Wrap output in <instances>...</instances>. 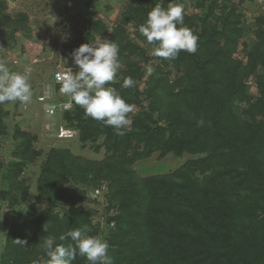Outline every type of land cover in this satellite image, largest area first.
Wrapping results in <instances>:
<instances>
[{
    "label": "trees",
    "instance_id": "16d2710c",
    "mask_svg": "<svg viewBox=\"0 0 264 264\" xmlns=\"http://www.w3.org/2000/svg\"><path fill=\"white\" fill-rule=\"evenodd\" d=\"M160 2L126 0L113 29L97 20L82 34V44L96 36L118 44L121 67L106 86L135 111L128 113L124 135H117L72 102L57 127L74 131L80 149L103 156L92 160L50 148L36 183L46 204L40 211L35 205L15 210L29 190L20 177L42 152L34 146L36 135L13 131L18 144L11 161L0 158V200L14 209L0 238V264H32L36 258L46 264L44 237L66 246L71 239L59 236L82 226L107 241L113 264H264V14L250 25L232 0H177L198 46L195 53L165 60L149 56L156 45L139 32ZM93 5L85 4L95 14L100 8ZM7 6L0 0V31L12 40L28 32V17L11 19ZM70 68L78 71L75 64ZM127 77L132 87H122ZM250 83L257 96L249 93ZM7 115L0 104V138L7 133ZM185 154L190 158L170 173H137L136 165L154 155ZM90 205L102 207V222ZM3 229L0 221V234ZM17 239L28 243L21 247ZM73 264L88 261L77 255Z\"/></svg>",
    "mask_w": 264,
    "mask_h": 264
},
{
    "label": "rangeland",
    "instance_id": "374dc122",
    "mask_svg": "<svg viewBox=\"0 0 264 264\" xmlns=\"http://www.w3.org/2000/svg\"><path fill=\"white\" fill-rule=\"evenodd\" d=\"M7 1L8 6L5 13L11 19H15L17 14H24L28 17L26 26L28 32L26 34L24 32L16 33L12 40H8V36L0 31V60L6 63L11 72L23 73L30 70L28 74L33 97L28 105H23L19 101L3 104L8 114L5 118L7 133L0 138V158L4 163L11 161V153L18 144L17 141L12 140V134L16 128L37 136L34 146L42 153L24 169L20 177L29 190L25 201L15 210L25 212L30 205H35L40 211L46 207V204L37 197L36 183L40 167L50 148H67L75 155L92 160H100L103 153L96 154L89 147L80 149L77 140H75L76 137L72 140H62L59 137V127H57V120H59L57 118L60 117L54 120L46 118L37 98L42 94V88L51 86L52 93H55L54 98L57 99V92L54 91V85H52V74L59 69H68L73 72L70 66L74 62L70 54L82 44V34L90 29V23L101 20L108 28L113 29L126 0H98L100 3H97L96 0ZM88 1H93L94 8L99 5V11H95L93 14L92 9L85 6ZM232 1L239 6L246 24L253 25L255 18L264 14V7L260 6L257 1ZM132 31L133 28L129 27V34H132ZM66 34L68 38L65 40ZM96 39L99 37L96 36ZM251 40H253V36L250 37ZM153 55V52H150L149 56ZM236 56L243 58L241 51ZM135 60L138 58L135 57ZM147 70L148 75L149 68ZM170 81H174V76ZM249 93L257 96L256 87L252 83L249 84ZM188 158L190 156L186 154L182 157L167 155L162 159H159L158 155H154L136 165L137 173L141 177L167 174L180 168ZM6 206L7 202L0 200V221L4 228L0 238L6 234L4 225L8 224L11 213L14 211ZM89 208L95 210L96 220L102 222L103 219L100 217L102 216V207L91 206Z\"/></svg>",
    "mask_w": 264,
    "mask_h": 264
},
{
    "label": "clouds",
    "instance_id": "9594fccd",
    "mask_svg": "<svg viewBox=\"0 0 264 264\" xmlns=\"http://www.w3.org/2000/svg\"><path fill=\"white\" fill-rule=\"evenodd\" d=\"M163 0L147 14L145 23L140 25L139 32L150 44H155L153 54L165 60L177 58L181 51L195 53L198 36L184 24V5L177 0H170L167 8L162 6ZM68 35H65V40ZM76 65V71L57 73L56 81L60 84V93L66 95L84 109L87 116L103 122L105 126L114 129L115 134L124 135V130L130 124L128 113L132 106L113 87L106 86L113 81L121 67L119 46L107 38H99L91 43L81 44L70 54ZM66 63V62H65ZM30 70L23 73L11 72L6 63L0 60V104L19 101L28 105L32 101L33 92L29 83ZM134 81L127 77L122 87H132ZM51 88V86H49ZM55 104L47 108L54 112ZM202 124L203 121H199ZM44 231L47 232L46 224ZM87 226L69 230L59 236L60 241L70 238L73 243H57L54 236L43 239V249L48 257L46 264H73L77 255L86 258L88 264H113L108 255L109 245L101 236H91ZM21 247L27 245V240L17 239ZM32 264H41L39 258Z\"/></svg>",
    "mask_w": 264,
    "mask_h": 264
},
{
    "label": "built area",
    "instance_id": "2783aa9c",
    "mask_svg": "<svg viewBox=\"0 0 264 264\" xmlns=\"http://www.w3.org/2000/svg\"><path fill=\"white\" fill-rule=\"evenodd\" d=\"M259 3L260 6L264 7V0H255ZM68 71V69H59L56 70L53 74H52V85H54V91L57 92V99L54 98V94L52 93V90L49 86H45V90H43L44 92L42 93V95H40L37 98V102L42 106L43 108V113L44 116L48 119H56L57 117H60L64 112L70 111L72 109V102L69 101L68 97L66 95H63L60 93L59 89H60V84L57 83L56 81V75L57 73H62ZM57 88V91L55 90ZM60 98H63L64 100H58ZM50 104H55L56 105V109L54 112L49 113L47 111V108ZM59 137L62 140H72L76 137V133L70 129H66V128H59ZM96 195H100V191H95Z\"/></svg>",
    "mask_w": 264,
    "mask_h": 264
}]
</instances>
